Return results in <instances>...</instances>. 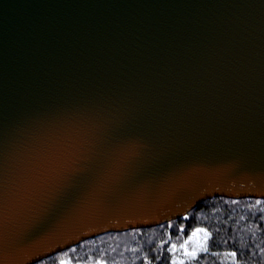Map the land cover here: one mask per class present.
<instances>
[{"label":"water","instance_id":"95a60500","mask_svg":"<svg viewBox=\"0 0 264 264\" xmlns=\"http://www.w3.org/2000/svg\"><path fill=\"white\" fill-rule=\"evenodd\" d=\"M264 198V0H0V264Z\"/></svg>","mask_w":264,"mask_h":264},{"label":"trees","instance_id":"16d2710c","mask_svg":"<svg viewBox=\"0 0 264 264\" xmlns=\"http://www.w3.org/2000/svg\"><path fill=\"white\" fill-rule=\"evenodd\" d=\"M184 217L100 234L35 264H60L63 258L76 264H173L172 245L185 242L197 228L210 234L207 250L180 264H264V198L214 197Z\"/></svg>","mask_w":264,"mask_h":264},{"label":"rangeland","instance_id":"374dc122","mask_svg":"<svg viewBox=\"0 0 264 264\" xmlns=\"http://www.w3.org/2000/svg\"><path fill=\"white\" fill-rule=\"evenodd\" d=\"M197 229H202V228H197ZM205 230V232L208 234L207 235V240L204 242V247L206 248V246H207V241H208V239H209V237H210V234H209V232L206 230V229H204ZM192 235V234H191ZM190 235V236H191ZM189 236V237H190ZM203 236V233H198L197 234V237L195 238V240L194 241H190L189 240V237L187 238V240L186 241H188V243H187V245H185V242H183L182 244H180V245H176V247H175V249H173L174 250V252H175V256H174V260L177 262V264H180V263H182V262H184V260H186V259H188V258H194V257H191V256H187V255H185V247L187 248V250L188 251H192L193 249H196L197 248V244H198V242L200 241V238ZM182 245L183 246H185V247H182ZM201 251H203V250H197V254H196V256L201 252ZM195 256V257H196ZM63 260H65V261H68L69 262V264H76V263H73L70 259H65V258H63ZM92 264H106V263H104V262H97V263H92Z\"/></svg>","mask_w":264,"mask_h":264},{"label":"snow or ice","instance_id":"6c2138e0","mask_svg":"<svg viewBox=\"0 0 264 264\" xmlns=\"http://www.w3.org/2000/svg\"><path fill=\"white\" fill-rule=\"evenodd\" d=\"M184 219H187V217H184ZM169 227H172L171 224L168 225ZM181 231H183V228L180 229ZM198 233H203V236L200 238V241L197 244V248L193 249L192 251H188L187 248L185 246L182 245V247H185V255L187 256H191V257H195L197 254V250H203L206 251L207 249L204 247V242L207 240V233L205 232L204 229H196L192 232V235L189 237L190 241H194L195 238L197 237ZM188 241L185 242V245H187ZM176 245H172V249H175ZM235 255V254H233ZM60 264H69L68 261L65 260H61ZM173 264H177V262L174 260Z\"/></svg>","mask_w":264,"mask_h":264}]
</instances>
